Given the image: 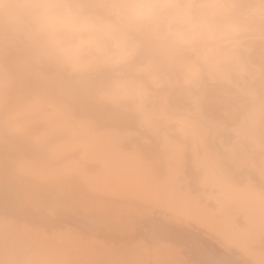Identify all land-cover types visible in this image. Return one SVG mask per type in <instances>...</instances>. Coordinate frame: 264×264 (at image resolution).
<instances>
[{
  "label": "bare ground",
  "instance_id": "1",
  "mask_svg": "<svg viewBox=\"0 0 264 264\" xmlns=\"http://www.w3.org/2000/svg\"><path fill=\"white\" fill-rule=\"evenodd\" d=\"M10 2L0 0V254L11 251L10 264L16 256L21 264L140 263L124 212L158 207L231 254L195 243L167 247L155 264H240L235 255L264 264V32L241 53L243 74L205 75L190 88L176 73L141 99L113 92L110 70L70 76L41 58L4 15ZM224 108L237 133L226 151L210 120ZM108 202L119 212L107 214ZM145 224L157 244L177 237V227Z\"/></svg>",
  "mask_w": 264,
  "mask_h": 264
},
{
  "label": "clouds",
  "instance_id": "2",
  "mask_svg": "<svg viewBox=\"0 0 264 264\" xmlns=\"http://www.w3.org/2000/svg\"><path fill=\"white\" fill-rule=\"evenodd\" d=\"M3 8L44 60L76 77L110 70L113 92L141 99L176 73L190 88L205 75L243 74L241 53L264 32V0H11Z\"/></svg>",
  "mask_w": 264,
  "mask_h": 264
},
{
  "label": "rangeland",
  "instance_id": "3",
  "mask_svg": "<svg viewBox=\"0 0 264 264\" xmlns=\"http://www.w3.org/2000/svg\"><path fill=\"white\" fill-rule=\"evenodd\" d=\"M183 98V97H182ZM181 98V99H182ZM186 98H183L182 100H181V105H182V107H184V108H187V109H190L192 106H193V102L192 101H190V100H187ZM185 102V103H184ZM188 102V103H187ZM190 102V103H189ZM231 111L229 110V109H227V108H224L223 110H221L220 111V113H219V115L217 116V117H214V118H210V120H211V122H212V124H214V126H215V129L217 130V144L219 145V148L220 149H222L223 151H226L227 149H230L231 148V146H232V144L233 143H235V137H236V135H237V133L236 132H234L233 131V128H232V126H233V124L235 123V121H236V119H234L233 118V115L230 113ZM235 120V121H234ZM232 125H231V124ZM221 125V126H220ZM109 203V202H108ZM71 204H73V203H71ZM74 205V204H73ZM77 205V204H76ZM76 205H74V206H76ZM106 206H110V207H108L109 209H107L106 211L108 212V211H110V212H116V211H118V209H117V207H115V206H112V204H108V205H106ZM112 206V207H111ZM135 207H139V206H135ZM140 208V207H139ZM138 208V211L137 210H132L131 209V213L129 212L130 210H127V211H125L124 213H127V216L128 217H126L125 215L126 214H124V216H125V220H123V223H125L124 221H126V223H129V220L130 221H133V222H130L129 224H126V225H128L127 227H129V226H131L132 224V227H129L128 229H130L131 228V230L133 231V232H131V231H129V230H127L128 231V234L130 235V237H131V239L130 240H133V241H131V243H130V248H133V250H135V251H137L138 253H139V256L141 257V256H145V258H139V262L140 263H138V262H135V264L136 263H138V264H143L144 262L146 263V264H155L156 263V261H159L160 260V258L161 257H159V256H162V255H164V254H162L164 251L163 250H167V247H172V248H179L178 250L181 252H184L185 250L184 249H186V251H188V250H190V248H192L193 246H195L196 244H198L199 246H209L210 247V249L211 250H214V254H216V255H221L222 254V252H223V250H225L226 248H225V246L224 245H222L221 244V242L218 240V239H216V238H214L213 236H209V235H207L206 233H205V231L203 230V228H201V227H199V226H197L195 223H193V222H191V223H185V222H182L181 221V223H180V221L178 222V220L176 221V219L174 218V219H171L170 217V215H169V212H165L164 210L163 211H161L160 210V208H158V207H155L154 209H156V210H154V211H152V210H149V208L148 209H144V210H142L143 212H140L141 210L140 209H142V208H140L139 209ZM115 209V210H114ZM55 209H53L52 211H54ZM146 210V211H145ZM50 212V214L52 213L53 215H51V218L52 219H55L56 218V216H58V210H55L54 212ZM57 211V212H56ZM105 211V214L107 213ZM132 211H134V212H132ZM119 212V211H118ZM117 212V213H118ZM144 213V214H140V213ZM147 212V213H146ZM154 212H156V213H158L157 215L154 213ZM148 213H150L149 214V217L151 216V218H149L148 217ZM161 213H167V215L169 216H164L163 214H161ZM107 214H109V212L107 213ZM111 214V213H110ZM116 214V213H115ZM133 216H132V215ZM136 214V216H134ZM138 215H140V216H138ZM156 215V216H155ZM133 217V219L131 220V218L130 217ZM153 216H155V217H153ZM8 218H10V219H15V217H12V216H10V217H8ZM8 218H6V219H8ZM135 218V219H134ZM139 218H141V220L139 219ZM147 218V219H146ZM149 218V219H148ZM161 218V219H160ZM165 218V219H164ZM173 218V217H172ZM144 219V220H143ZM152 219H156L158 222H160V223H167V224H169V225H172V227H171V229L173 230V228H176L177 227V231L176 232H174V233H176L177 234V237H173V238H170V239H168V238H165V240L163 241V240H161V241H159V244H157V242H158V240L157 239H154V240H152L153 238L151 237V236H149L148 234H145V233H148L147 231L149 230L148 228H147V226H146V222L149 220V221H151ZM138 220V221H137ZM145 221V222H144ZM30 222H33V221H26V222H23V224H25V223H27V224H25V225H31V227H33L32 228V230H34V226L36 227V225L37 224H35L34 222L33 223H30ZM120 222V221H119ZM140 222H142V223H140ZM118 224V222L116 221V222H114V224ZM119 224H121V223H119ZM45 228H47V229H50V230H52L55 226H54V223H52V222H50L49 224H46L45 226H44ZM144 227H146V228H144ZM41 229H42V227H41ZM134 230H136V231H134ZM131 232V233H130ZM136 232H137V234H136ZM195 233V234H194ZM139 234H142L141 236L139 235ZM143 234H145V236L143 235ZM178 234H180L179 236H178ZM87 235H84V238H83V240L84 239H87V237H86ZM138 236H140V238H141V241H143V242H141L140 240H138V239H140V238H138ZM142 236H143V238H145L146 240L144 241V240H142ZM148 236V237H147ZM213 237V238H212ZM136 238V239H135ZM175 238V239H174ZM188 238H190V239H188ZM198 238V239H197ZM103 239V238H102ZM148 239H150L149 241H148ZM172 239V240H171ZM176 239H177V244H175L176 243ZM180 239V240H179ZM209 239H211V240H209ZM136 240H138V241H136ZM168 240H170V241H173V242H175L174 244H171V242L170 241H168ZM187 240H189V241H192V243L191 242H189V241H187ZM179 241H181V242H179ZM133 242V243H132ZM139 242H141V243H143V244H139ZM156 242V243H155ZM161 242H163V244H161ZM166 242H170V243H166ZM182 242H185V244H183ZM188 242V243H187ZM194 242V243H193ZM203 242V243H202ZM138 243V244H137ZM196 243V244H195ZM132 244H133V246H132ZM148 244V245H147ZM155 244V245H154ZM180 246H179V245ZM145 245H147V246H145ZM152 245H154V246H152ZM158 245V246H157ZM159 245H160V247H159ZM162 245V246H161ZM163 245L165 246V248L163 247ZM178 247H177V246ZM13 246H15V245H13ZM141 246V247H140ZM144 246V247H143ZM182 246H184V247H182ZM0 247H3V245H1ZM6 247V246H5ZM6 248H8V247H6ZM14 248V247H13ZM16 248V247H15ZM140 248V249H139ZM141 248H143V249H141ZM154 250H153V249ZM156 248H157V250H156ZM184 250H182V249ZM138 249V250H137ZM232 249V248H231ZM0 250H4L3 248H1ZM156 250V251H155ZM233 250H235L234 248H233ZM1 251V256L3 255V254H7L6 256H7V259H8V264H10L11 263V256H8L9 254L11 255V251H9V252H7V251H4V252H2ZM13 251V250H12ZM16 251H18V249H15L14 250V252L16 253ZM38 251H39V255H41V254H43V253H46V254H48V255H50L51 257H53L52 256V254H50L49 252H51L52 251V249H50V250H48V251H45V250H43V249H41V248H38ZM142 251V252H141ZM153 251H155V252H153ZM14 253V254H15ZM140 253H142V254H144V255H140ZM225 253L226 254H231L230 252H227L226 250H225ZM146 254H148V258H147V255ZM156 254V255H155ZM137 254L135 253L134 254V256L132 255V256H130V257H132V258H134V257H137L136 256ZM152 255V256H151ZM158 255V256H157ZM163 257V256H162ZM16 258H17V260H16ZM142 259H144L143 261H141ZM146 259H148V260H146ZM156 259V260H155ZM134 260V259H133ZM146 260V261H145ZM235 260L236 261H240V264H249V262H248V260L247 259H244V258H241V257H238V256H236L235 255ZM19 261V257H15L14 258V261H13V263L12 264H15V263H17ZM155 263H154V262ZM190 262H189V264H199V263H197L198 261H195V260H193V259H191V260H189ZM192 262V263H191ZM195 262V263H194ZM17 264H21V262H18ZM72 264V263H71ZM126 264V263H125ZM130 264H134L133 262H130ZM201 264V263H200Z\"/></svg>",
  "mask_w": 264,
  "mask_h": 264
}]
</instances>
